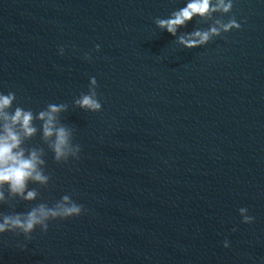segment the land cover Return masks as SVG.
Wrapping results in <instances>:
<instances>
[{
    "label": "water",
    "instance_id": "1",
    "mask_svg": "<svg viewBox=\"0 0 264 264\" xmlns=\"http://www.w3.org/2000/svg\"><path fill=\"white\" fill-rule=\"evenodd\" d=\"M181 3L0 0V91L34 113L67 105L82 149L58 164L40 133L26 141L50 183L31 202L5 189L0 213L66 194L85 209L0 236V264H264V0H234L222 18L241 28L193 49L155 22ZM91 77L99 112L74 104Z\"/></svg>",
    "mask_w": 264,
    "mask_h": 264
},
{
    "label": "clouds",
    "instance_id": "2",
    "mask_svg": "<svg viewBox=\"0 0 264 264\" xmlns=\"http://www.w3.org/2000/svg\"><path fill=\"white\" fill-rule=\"evenodd\" d=\"M233 7L234 0H182L181 6L169 16L157 18L155 22L161 30L178 37L177 43L182 47L201 48L214 38L241 28L235 17L227 22L222 18L231 13ZM194 20L210 23H207V27L193 28L180 35ZM95 50L100 51L99 44ZM58 53L63 56L65 48L60 46ZM83 58L92 60L90 54H85ZM96 89L97 80L91 77L88 91L74 100L75 106L90 112L101 111L103 106ZM16 101L15 92L0 91V205L6 201L5 189L11 196L31 202L39 197V192L35 188H29V185L35 183L48 186L50 183L51 175L46 172L47 154L44 149L25 147L26 141L37 133L41 134L58 164L78 160L82 150L79 144L73 142V129L60 121L61 114L67 111V105L49 104L45 109L34 113L31 109L19 106ZM37 121L40 122L39 127ZM84 211L82 205L66 194L51 206L40 203L26 213H0V236L11 232L30 241L37 228L46 233L50 221L80 216ZM239 214L242 223L254 222L255 218L248 214L247 208H240ZM24 246L18 245L21 248ZM223 246L230 247L228 239L223 241Z\"/></svg>",
    "mask_w": 264,
    "mask_h": 264
}]
</instances>
